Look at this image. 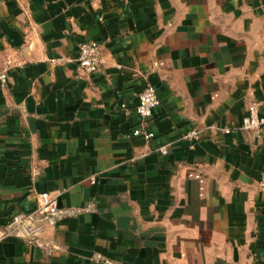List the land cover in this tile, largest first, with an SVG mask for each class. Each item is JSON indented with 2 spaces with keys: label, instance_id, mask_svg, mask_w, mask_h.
I'll return each mask as SVG.
<instances>
[{
  "label": "crops",
  "instance_id": "0c3cea01",
  "mask_svg": "<svg viewBox=\"0 0 264 264\" xmlns=\"http://www.w3.org/2000/svg\"><path fill=\"white\" fill-rule=\"evenodd\" d=\"M4 69L0 230L42 192L59 213L0 264H264V127L238 129L264 112V0H0ZM148 84L150 142L127 136Z\"/></svg>",
  "mask_w": 264,
  "mask_h": 264
},
{
  "label": "built area",
  "instance_id": "2783aa9c",
  "mask_svg": "<svg viewBox=\"0 0 264 264\" xmlns=\"http://www.w3.org/2000/svg\"><path fill=\"white\" fill-rule=\"evenodd\" d=\"M102 20V17H100ZM79 56L77 64L87 73H95L101 70L104 55L102 45L96 41H84L79 44ZM7 83V71L0 72V85L2 88ZM138 103L136 113L139 116V124L129 133L128 138L142 137L150 142L155 137V132L149 127V120L153 117L154 110L160 105V98L154 85L148 84L146 88L137 94ZM123 104L122 107H125ZM264 127V112H260L258 106L253 104L248 109V115L243 119L238 129L247 131H259ZM229 132V130H227ZM201 137L199 130L191 129L183 135V139L195 143ZM163 155L169 153L168 145L158 148ZM95 179H91L94 183ZM260 186L264 190V169L261 171ZM59 213L57 195L42 192L37 195V204L33 211H19L13 213L7 225L0 230V241L9 238H17L25 241L30 246L41 244V238L45 233V222Z\"/></svg>",
  "mask_w": 264,
  "mask_h": 264
}]
</instances>
